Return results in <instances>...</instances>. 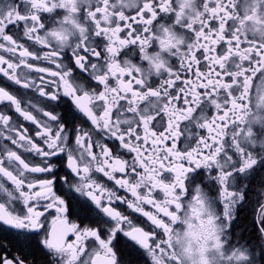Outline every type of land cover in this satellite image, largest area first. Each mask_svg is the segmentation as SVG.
<instances>
[{
	"label": "snow or ice",
	"instance_id": "snow-or-ice-1",
	"mask_svg": "<svg viewBox=\"0 0 264 264\" xmlns=\"http://www.w3.org/2000/svg\"><path fill=\"white\" fill-rule=\"evenodd\" d=\"M112 3L107 0V5ZM157 3L158 0H145L139 27L123 39H114L122 29L110 31L111 23L105 26L108 17L101 19V0L0 2V40L6 42L0 43V49L11 57H16L19 49L18 63L0 55V74L26 90L16 94L0 87V102H9L23 121L34 126L25 127L0 112V264H148L149 260L150 264H158L157 254L167 250L171 225L185 202L193 199L207 204L209 216L221 226L225 250L240 254L236 264H264V246L247 245L246 253L232 244L229 231L234 210L248 198L249 183L240 181L254 179L261 199L257 201L259 210L253 226L264 240V151L249 150L253 134L246 136L243 129L237 133L239 125L233 124L229 137L228 114L223 111L208 121L206 116L193 115L191 105L187 110L188 124L181 128L180 122L173 124L169 118L165 126L167 108L161 109V103L173 97L176 103H188L176 81L181 79V72H192L191 66L169 73V79L152 92L155 102L147 100L143 109L133 108L127 93L121 91V77L126 80L128 76L124 64H116L117 53L126 44L135 45L138 39L147 37L150 15L154 17L161 11L155 7ZM56 10H62V18L46 27L41 14ZM126 18L121 15L119 21ZM21 24L23 36L46 51H30L8 34L9 28L18 29ZM142 26L144 38L139 36ZM76 29L79 40L73 46L68 36H74ZM93 37L106 41L103 53L93 46ZM66 50L71 53L68 57ZM260 56H264V49ZM254 58L255 53L248 56L249 67ZM29 60L45 61L48 66H37ZM199 64L196 56L195 65ZM33 71L40 75L30 76ZM210 71L218 73L217 81L223 77L222 83L215 86L218 93L214 95L207 88L203 92L218 113L228 109L230 96L232 116L237 115V106L249 111L246 101L250 104L253 88L264 100V72L252 80L243 63L234 66L232 60L225 63L219 59ZM194 74L198 78L204 75L199 69ZM112 80L115 86L110 84ZM128 81L132 89L133 84L141 83ZM144 87L151 85L145 82ZM28 91L35 95L29 96ZM221 100L225 103L221 104ZM195 102L199 104V98ZM193 121L195 127L207 129L208 135L195 133ZM182 136L186 146L179 150L177 142ZM192 140L195 147L191 146ZM165 141H171L170 148ZM20 151L29 154L30 159L23 158ZM125 153L135 155L129 160L124 158ZM202 172H207L206 179L218 186L222 212L210 209L204 187L197 182ZM96 174L114 182L115 187H108ZM4 181L13 187H7ZM120 189L134 199L119 195ZM160 193L162 199L158 198ZM116 202L146 217L154 229L145 231L137 226L114 207ZM144 204L154 207L156 213L144 211ZM85 220L89 225H84ZM92 223L96 227L90 226ZM69 234L75 239L69 241ZM228 264L233 262L229 260Z\"/></svg>",
	"mask_w": 264,
	"mask_h": 264
},
{
	"label": "flooded vegetation",
	"instance_id": "flooded-vegetation-1",
	"mask_svg": "<svg viewBox=\"0 0 264 264\" xmlns=\"http://www.w3.org/2000/svg\"><path fill=\"white\" fill-rule=\"evenodd\" d=\"M0 2H3V0H0ZM144 4L145 0H113L111 5H107V0H101V19H104L105 16L108 17V20H105V26L108 27L111 23L110 31H115L118 27L122 29L120 33H116L114 39L118 36L123 39L128 36L129 32L139 27L140 9L144 8ZM155 7L161 9V11L154 17L150 15L152 23L148 26L147 37L144 38L145 27L142 26L139 36L144 39H138L135 45L126 44L121 49V53H117L118 60L116 64H124L125 74L128 76L126 80H124L123 76L121 77L119 86L122 92L127 93L128 100L131 102L133 108L143 109L147 104L146 101L149 99L155 102L156 97L152 96V92L159 88L163 81L169 79V73L181 67L188 68L191 66L192 72H181V79L176 81V84L182 87L184 94L188 97V103L185 104L182 100L176 103L175 97L170 101L161 103V109L167 108V115L164 121L165 126L169 118H171L173 124L180 122L181 128L185 124H188L187 110L188 105H191L193 115L198 118L206 116L208 121H212L217 115H222L223 111L228 114L230 117L228 121L229 137L231 136L233 124L239 125L235 129L237 133L243 128L248 127L249 125L242 124L241 122V117L245 113L244 107L237 106L236 116H232L229 112V109L233 108L231 96L227 101L228 109L222 108V111L218 113L215 105L209 101L208 96L203 95V92L207 88L214 95L218 93V89L215 86L222 83L223 77L217 81L215 76L218 73L210 71L211 65L216 64L218 59L225 63H227V60H232L234 66L243 63L244 71L248 72L252 80L257 79L259 77L258 74L264 72V56H260V50L264 49V42L258 41L256 34L250 32L253 24L257 26V31H260V26L264 25V0H158ZM113 8L117 9L115 13L112 11ZM41 15L46 27H51L55 21L62 18L63 12L62 10H56L55 13H42ZM121 15L127 17L122 22L119 21ZM113 18L115 23H112ZM210 24L214 25L211 29L209 28ZM8 34L13 35L18 43L25 45L30 51H39L41 53L46 51V49H41L39 45L28 41L23 36L22 24L18 29L16 27L9 28ZM73 37L70 44L74 46L79 40L78 29L75 30ZM93 41V46L103 53L106 41L100 37H93ZM0 43L6 42L0 40ZM257 45H259V48ZM217 49L222 55L218 53ZM252 53L256 54V58L251 61V66L249 67L247 58ZM0 55L4 56L5 59H12L13 62L18 63L19 49L17 50L16 57H11L3 49H0ZM70 55V51L66 50V57ZM196 56L200 60L199 65H195ZM92 60L93 62H97L95 57H92ZM29 62L37 66H48L45 61L29 60ZM99 62L103 63L102 60ZM3 67L6 68L7 65H3ZM21 68L23 71H28L27 69H23V66ZM197 69L203 71L204 75L200 78H198L197 74H194ZM217 70H219L218 66ZM117 71H119V68H117ZM133 72L136 74L135 77L131 75ZM39 75L35 71L30 73V76L38 77ZM44 75L46 76V74ZM128 80H140L141 83L138 86L133 84V90ZM184 81L186 82L184 83ZM145 82L150 84L151 88L144 87ZM110 84L115 86L116 82L112 80ZM0 87H5L6 90L16 94L26 91L12 84L3 74H0ZM100 87L102 90L103 86ZM141 88H143V91H140ZM28 95L34 96L35 94L28 91ZM173 95H176V93L173 92ZM237 95H240V93L238 92ZM198 98L200 100L199 104L195 102ZM121 103L126 105L127 101H121ZM220 103L223 104L225 102L221 100ZM201 106H203V111H201ZM246 106L250 108V104L247 101ZM0 112L8 114L13 120L23 123L25 127H34L29 122L23 121L15 113L14 108L9 102H0ZM201 122L204 121L202 120ZM192 124L195 133L203 136L208 135L207 129L195 127V121ZM261 127L264 128V126ZM160 131H163V128ZM141 135H143L142 130ZM256 135L257 133L254 131L253 136L255 139L250 142L249 150L256 152L264 151V138L257 140ZM4 143L9 144L10 147H14L8 141H4ZM165 144L169 148L171 147V141H165ZM185 146V137L182 136L177 142V148L183 150ZM191 146L195 147V140H192ZM19 154L23 158L30 159L27 153L20 151ZM132 155L135 154L125 153L124 158L130 160ZM184 164L187 166L186 161ZM96 175L108 187H115L114 182L107 181L102 174ZM116 175L118 178H122V174L117 173ZM192 175H195V173ZM207 175V172H202L197 182L201 183L202 187H204L202 191L209 201L210 209L214 212H222V205L219 203V188L215 183L209 182L206 179ZM4 182L7 187H13L10 182ZM240 183H249L248 198L234 210V221L229 231L232 244L248 253L249 249L247 245L264 246V240L260 239L256 227L253 226L255 212L259 210L257 201L261 199V193L255 190L256 181L254 179L251 181L241 180ZM118 192L121 196L134 199L129 192H125L123 189L118 190ZM158 198H163L162 193L159 194ZM2 199L3 197H0V200ZM213 201L216 203H213ZM114 207L131 218L137 226L142 227L145 231H152L154 229V226L146 217L129 209L127 204L116 202ZM142 207L144 211L156 213V209L151 205L144 204ZM160 216L162 217L163 213H160ZM164 219L167 220L166 217ZM77 223L79 222L77 221ZM84 225H89V221L85 220ZM90 226L96 227V224L92 223ZM155 231L160 233L161 238H165L162 236L161 230L157 229ZM68 239L71 241L75 237L69 234ZM36 255L37 258L40 257L39 253ZM41 264H43V261H41ZM141 264H145V262L141 261ZM148 264H150V260Z\"/></svg>",
	"mask_w": 264,
	"mask_h": 264
},
{
	"label": "clouds",
	"instance_id": "clouds-1",
	"mask_svg": "<svg viewBox=\"0 0 264 264\" xmlns=\"http://www.w3.org/2000/svg\"><path fill=\"white\" fill-rule=\"evenodd\" d=\"M251 33L256 34L260 42H264V25H252ZM73 36H68V43L73 40ZM259 76V74H258ZM250 110L241 117L242 124L249 125L243 128L245 135L255 131L256 139L264 138V100L252 90L250 100ZM220 225L209 216V208L205 202L200 200L186 201L176 222L171 225L172 230L166 237L167 250L157 254L158 264H228L231 260L233 264L239 258V253L233 254L231 250H225L220 239Z\"/></svg>",
	"mask_w": 264,
	"mask_h": 264
}]
</instances>
